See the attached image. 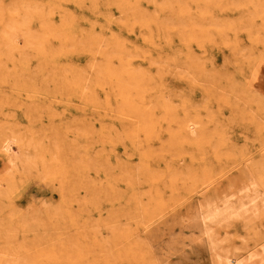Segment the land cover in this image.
<instances>
[{"label":"bare ground","instance_id":"1","mask_svg":"<svg viewBox=\"0 0 264 264\" xmlns=\"http://www.w3.org/2000/svg\"><path fill=\"white\" fill-rule=\"evenodd\" d=\"M261 67L264 0H0V159L8 168L0 201L28 202L27 187L40 179L51 195L19 206L12 224L47 221L64 233L60 245L17 250L13 263L81 264L86 204L104 205L101 182L113 171L107 203L114 204L116 264H132L144 237L133 223L144 212L153 222L174 199L167 183L192 181L171 179L165 167L174 140L164 132L168 113L245 111L264 122V94L253 87ZM12 96H19L15 108L6 101ZM40 98L53 100L50 113L63 125L58 116L38 118ZM198 124L181 126L185 140L203 141ZM105 143L114 170L101 165ZM257 169L195 179L192 228L213 264H264V173ZM140 174L158 177L143 199L131 187Z\"/></svg>","mask_w":264,"mask_h":264},{"label":"rangeland","instance_id":"2","mask_svg":"<svg viewBox=\"0 0 264 264\" xmlns=\"http://www.w3.org/2000/svg\"><path fill=\"white\" fill-rule=\"evenodd\" d=\"M15 82H12V84ZM17 85L19 83L14 84V86ZM253 87L264 94V67L259 70L253 82ZM18 99L19 96H12L6 101L12 108H15ZM39 100L37 106L38 118L48 123V119L58 116L50 113V110L54 109L50 104L53 103L52 99L40 98ZM203 102L205 104V101ZM202 111L198 109L196 112L168 113L164 132L174 140L168 146L171 161L165 162V167L171 179L185 176L191 178L192 181L187 185H179L175 182L171 186L167 183L168 187L174 188L172 191L174 199L160 207L161 210L158 211L159 214L156 216L157 218L153 219V222L148 220V215L144 212L143 215H140L138 223H133L134 226L139 227L144 237L141 239L140 234V243L134 251L132 264H150L152 261H156L155 264H213L209 252L205 250L201 243L200 232L198 229L192 228L193 220L190 218V213H193L190 208H192V202L198 194L194 190L196 177L200 175L211 176L216 178L215 182H218L229 176H236L246 166L257 167L259 172L264 173V159L262 157L264 156V122L255 121L245 111H239V113L230 116L227 112V115L222 116L223 114H218L215 109L214 111L217 114L213 110L206 111L207 114H205L204 109ZM209 111L210 113L213 112V115H209ZM56 119L63 125V119L59 116ZM189 121L200 123L196 128L201 127L202 131L206 132L203 141H201L202 144L197 141L195 143L187 141L181 135V126L186 123L189 124ZM58 122L55 123L59 124ZM210 141H212L213 146L210 145ZM207 147L209 148L208 151ZM16 149L18 148L16 147ZM100 155L102 156L101 165L109 168V170H114L112 146L105 143L101 147ZM258 160H261V162ZM178 169L182 173H179L177 177ZM7 172V166L0 159V180L6 176ZM217 179L218 181H216ZM37 180L33 181L26 189L25 197L28 202H19L18 200L16 204L15 202L0 201V264H15L13 263L15 262V253H19L16 251L22 248L26 249L23 250L25 252H32L41 251L58 243L61 244L64 233L60 232L61 229L55 230L50 222H40L42 225L36 223V226L34 224L26 226L12 224L19 206L31 208L32 203L39 205L51 195L46 183L42 180L41 183L40 179ZM112 180L113 171H111V174L103 176L101 182L102 190L107 191L104 205L100 203L101 201L96 205L93 202L86 204L85 222L79 227L83 234L81 238L82 248L80 247L81 264L117 263V256L119 255L114 250L115 239L113 233L114 204L107 203L113 195V190L110 187ZM157 180V176L140 174L131 181V187L138 190L137 195H140V198L143 199L147 196L146 193L155 189L158 183ZM37 182L40 184L39 186ZM2 187L6 189V183ZM42 192L44 193L42 194ZM240 232V225H234L233 229L230 230L237 243L242 240ZM125 257L122 255V258ZM154 257L158 258L155 259ZM75 258L76 256H73L71 260L74 261Z\"/></svg>","mask_w":264,"mask_h":264}]
</instances>
